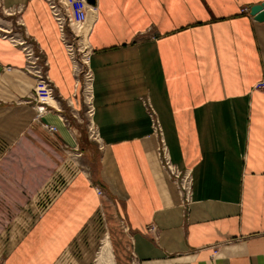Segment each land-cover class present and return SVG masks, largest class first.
Wrapping results in <instances>:
<instances>
[{"label":"crops","instance_id":"0c3cea01","mask_svg":"<svg viewBox=\"0 0 264 264\" xmlns=\"http://www.w3.org/2000/svg\"><path fill=\"white\" fill-rule=\"evenodd\" d=\"M94 1L99 142L45 0H2L15 17L0 28V261L97 264L98 242L79 237L98 228L110 264H264V22L250 16L264 0ZM17 20L54 87L39 122L24 54L2 33L21 35ZM146 105L191 172L189 204L160 165Z\"/></svg>","mask_w":264,"mask_h":264},{"label":"built area","instance_id":"2783aa9c","mask_svg":"<svg viewBox=\"0 0 264 264\" xmlns=\"http://www.w3.org/2000/svg\"><path fill=\"white\" fill-rule=\"evenodd\" d=\"M45 2L47 3L53 18L57 23L61 42L64 45L67 55L73 65L76 83L80 88L83 103L86 107L85 113L88 118L87 127L90 139L95 142H99L100 138L98 136V131L91 121L94 112L93 96L91 93L93 74L88 65L91 51H88L87 53V63L82 61L78 43L80 37L74 32V27H83L90 12H92L95 8H93L92 4L88 3L87 0H67V2L64 0H45ZM1 3L2 0H0V6ZM248 11L249 10L247 8L242 10V12L246 13H248ZM22 27L23 26L20 20H17V32H20L21 35L23 34L25 36L26 34L22 30ZM2 33L5 35L4 38H8V40L15 46L19 47L24 54V70L35 81L33 92L27 103L32 105L31 108L35 113V121L39 122L45 114L51 111L52 104L50 102L55 99L54 87L47 75V63L42 58L41 52L36 51L33 44L26 41L23 35L21 36L15 34L13 33V30L6 32L2 31ZM255 88L264 93V80L260 81ZM146 106L149 109L148 112L154 127L153 129L159 135L157 153L160 165L167 177L176 186L178 194L182 198L184 204H189L192 199L193 177L191 172L187 171L185 174H182L179 168L172 163L168 155L167 146L163 141L160 123L155 118V114L153 113L151 107L148 105ZM42 127L51 136H54L57 132L56 127L53 125H42ZM75 154L76 157L81 156V154ZM80 167L81 170H84L83 166ZM96 192L98 195H101V191L97 188ZM123 228L125 230V226H123ZM149 231L154 233V229L152 227L149 228ZM135 260L136 259L133 258L132 264H137ZM0 264H2L1 261Z\"/></svg>","mask_w":264,"mask_h":264},{"label":"bare ground","instance_id":"6f19581e","mask_svg":"<svg viewBox=\"0 0 264 264\" xmlns=\"http://www.w3.org/2000/svg\"><path fill=\"white\" fill-rule=\"evenodd\" d=\"M64 1L67 2V0H64ZM91 20H92V17L89 14L88 19L82 28L74 27L75 34H77L80 37L78 43H79V51L81 53V60L85 61L86 63H87V53L88 51H90V48L88 47V43H87L88 33L86 31V28L89 26ZM89 59H90V56H89ZM54 102H55L54 99L51 100L50 103L52 104V106L55 105ZM108 255H109L108 242H107V239L105 238L102 243L101 250L97 257V264H110Z\"/></svg>","mask_w":264,"mask_h":264},{"label":"rangeland","instance_id":"374dc122","mask_svg":"<svg viewBox=\"0 0 264 264\" xmlns=\"http://www.w3.org/2000/svg\"><path fill=\"white\" fill-rule=\"evenodd\" d=\"M7 13H3L2 11H1V8H0V28L1 29H7V27H6V25H5V23L3 22L4 20H9V21H11V19L12 18H14L15 16H7L6 15ZM10 23V22H9ZM11 24V23H10ZM13 24V23H12ZM0 32H1V30H0ZM30 107H32V105L31 104H28ZM175 165V164H174ZM181 172H182V174H185V172H187V171H190V170H181V169H179ZM99 189V188H98ZM100 190V189H99ZM101 191V194H103V191L102 190H100ZM103 232H101V230H99L98 228H97V230H94V232L92 233V234H90V233H88V231L86 232L85 231V233H82L81 234V236L79 237V239H80V242H83L84 244H85V246H88V242L91 240V238L93 237V239H95L96 240V243L98 242V248L96 249L97 250V254H96V258H97V255H98V252L100 251V249H101V244H100V240L102 239V237H103V234H102ZM106 239L108 240V238L106 237ZM103 242V241H102ZM108 243H109V240H108ZM84 244H82V246H84ZM100 248V249H99ZM109 249H110V245H109ZM77 251V250H76ZM75 251V252H76ZM110 252H111V250H110ZM111 255H112V253H111ZM96 261V260H95Z\"/></svg>","mask_w":264,"mask_h":264},{"label":"water","instance_id":"95a60500","mask_svg":"<svg viewBox=\"0 0 264 264\" xmlns=\"http://www.w3.org/2000/svg\"><path fill=\"white\" fill-rule=\"evenodd\" d=\"M88 3L90 4H94L95 1L94 0H87ZM250 16L253 17V19L256 22L262 23L264 22V2L260 3L258 5H253L250 8Z\"/></svg>","mask_w":264,"mask_h":264}]
</instances>
